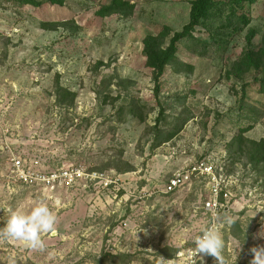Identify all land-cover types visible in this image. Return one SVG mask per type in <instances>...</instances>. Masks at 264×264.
<instances>
[{"label": "rangeland", "instance_id": "rangeland-1", "mask_svg": "<svg viewBox=\"0 0 264 264\" xmlns=\"http://www.w3.org/2000/svg\"><path fill=\"white\" fill-rule=\"evenodd\" d=\"M110 1L38 8L0 0V209L28 213L44 201L57 216L56 234L43 235L45 252L0 240V264H159L160 256L172 261L188 253L208 225L202 207L210 181L198 177L171 194L164 189L175 173L200 161L213 166L229 195L220 215L237 219L222 230L224 255L249 264V249L264 246V170L227 146L243 129L247 139L264 140V93L257 74L242 80L230 70L249 29L259 32L254 46L261 43L264 0L248 8L251 25L226 37L225 51L202 28L195 33L201 42H180L182 64L166 68L159 96L143 40L164 27L170 38L181 32L192 0H126L135 6L131 15L97 16ZM57 87L75 94L72 106L58 104ZM133 102L142 119L131 112ZM160 109L167 118L162 130L172 129L179 115L190 120L153 148ZM12 155L43 171L82 166L106 173L110 188L22 187L8 175ZM7 218L0 211V226Z\"/></svg>", "mask_w": 264, "mask_h": 264}, {"label": "trees", "instance_id": "trees-1", "mask_svg": "<svg viewBox=\"0 0 264 264\" xmlns=\"http://www.w3.org/2000/svg\"><path fill=\"white\" fill-rule=\"evenodd\" d=\"M259 0H192L190 10L189 23L183 27L182 31L175 33L170 38V29L164 27L163 31L158 35H148L143 40V56L146 58V67L152 70L153 81L155 84L154 93L159 96L161 78L168 66H181L179 59V43L183 40L191 41V43H199L195 37L198 29L206 30L214 44L218 49H224L229 44L226 37L232 38L233 35L241 34L251 25V17L249 7L254 6ZM66 0H19L22 5L33 7H41L44 4L62 7ZM134 4L126 0H111L109 4L104 5L97 12L99 17H109L115 14L121 16L131 15L134 11ZM221 24L214 29V25ZM54 24H42L43 29L55 30ZM227 31H230L227 33ZM259 36L256 29H249L246 35V47L241 57L232 65L230 74L239 79L254 72L257 76L255 83L260 85V92L264 93V31L261 36V43L258 47L254 46V39ZM207 45H204L206 47ZM202 56V55H200ZM56 98L60 106L70 107L75 100V94L62 87L56 88ZM101 95V93L99 92ZM105 100V99H104ZM134 102L131 104L133 106ZM130 106V107H131ZM136 106L131 108V112L138 119H142ZM165 110L160 109L159 116L156 119V125L153 127L154 143L153 148H157L162 144L173 139L186 125L190 117L189 115L181 117L179 115L175 119V126L170 130H162L159 128L161 121H166ZM249 129L241 130L240 134L233 138L227 148L230 153L244 156L249 164L261 166L264 170V140L256 142L244 137ZM127 172V171H126ZM170 259V257H169Z\"/></svg>", "mask_w": 264, "mask_h": 264}, {"label": "clouds", "instance_id": "clouds-1", "mask_svg": "<svg viewBox=\"0 0 264 264\" xmlns=\"http://www.w3.org/2000/svg\"><path fill=\"white\" fill-rule=\"evenodd\" d=\"M0 211L7 213L8 217L0 226V240H17L33 251L47 250L43 235L56 234L57 216L44 201L37 203L28 213L12 208H4ZM236 222V217L227 212L223 215L213 213L208 225L202 228L200 234L192 240L194 247L191 249L190 264H197V259L203 264L207 256L214 259V264H233L224 255L222 230L232 228ZM249 253L251 254L249 264H264V246H253L249 249ZM48 255L52 257L53 253L49 252ZM9 264H15V261L10 260ZM159 264H172V262L160 256Z\"/></svg>", "mask_w": 264, "mask_h": 264}, {"label": "built area", "instance_id": "built-area-1", "mask_svg": "<svg viewBox=\"0 0 264 264\" xmlns=\"http://www.w3.org/2000/svg\"><path fill=\"white\" fill-rule=\"evenodd\" d=\"M8 175L13 181L26 188H43L54 190L58 187L72 188L82 185L87 190L110 188V182L106 173L90 171L85 167H67L58 170L43 171L33 167L25 159L12 155L9 157ZM198 177L209 179V199L203 204L202 210L212 219L213 213L220 214L225 211L224 203L229 195L222 194V186L216 177L215 170L212 165L205 161L197 162L189 167L186 171L178 172L171 177L164 189V194H171L176 189L190 184ZM223 199V200H222ZM208 221V223H209ZM188 253L180 252L171 261L172 264H190L191 249ZM205 260V259H204ZM201 261L197 259V264ZM202 264V262H201ZM205 264V261H203Z\"/></svg>", "mask_w": 264, "mask_h": 264}, {"label": "water", "instance_id": "water-1", "mask_svg": "<svg viewBox=\"0 0 264 264\" xmlns=\"http://www.w3.org/2000/svg\"><path fill=\"white\" fill-rule=\"evenodd\" d=\"M199 264H201V263H199Z\"/></svg>", "mask_w": 264, "mask_h": 264}]
</instances>
